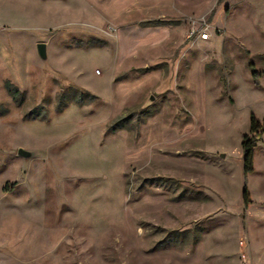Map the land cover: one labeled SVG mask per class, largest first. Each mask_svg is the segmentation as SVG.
Returning <instances> with one entry per match:
<instances>
[{"label": "rangeland", "instance_id": "374dc122", "mask_svg": "<svg viewBox=\"0 0 264 264\" xmlns=\"http://www.w3.org/2000/svg\"><path fill=\"white\" fill-rule=\"evenodd\" d=\"M252 117L264 0H0V264H264Z\"/></svg>", "mask_w": 264, "mask_h": 264}, {"label": "trees", "instance_id": "16d2710c", "mask_svg": "<svg viewBox=\"0 0 264 264\" xmlns=\"http://www.w3.org/2000/svg\"><path fill=\"white\" fill-rule=\"evenodd\" d=\"M8 94H12L16 91L14 89H7ZM264 134V120L262 124H260L253 117L250 121V129L249 135H244L241 141V148L243 151V174L245 177L253 172V157H254V149L259 141L262 139V135ZM243 201L245 206L248 203V191L247 189L243 192Z\"/></svg>", "mask_w": 264, "mask_h": 264}, {"label": "water", "instance_id": "95a60500", "mask_svg": "<svg viewBox=\"0 0 264 264\" xmlns=\"http://www.w3.org/2000/svg\"><path fill=\"white\" fill-rule=\"evenodd\" d=\"M36 48H37V53H38L39 58L41 60H45L46 59V46H45V44L39 43V44H37ZM17 155L21 158H24V159H28L32 156L31 153L26 152L22 149L18 150Z\"/></svg>", "mask_w": 264, "mask_h": 264}, {"label": "built area", "instance_id": "2783aa9c", "mask_svg": "<svg viewBox=\"0 0 264 264\" xmlns=\"http://www.w3.org/2000/svg\"><path fill=\"white\" fill-rule=\"evenodd\" d=\"M200 38L201 39H207L208 38V34L203 32L202 34H200Z\"/></svg>", "mask_w": 264, "mask_h": 264}, {"label": "crops", "instance_id": "0c3cea01", "mask_svg": "<svg viewBox=\"0 0 264 264\" xmlns=\"http://www.w3.org/2000/svg\"><path fill=\"white\" fill-rule=\"evenodd\" d=\"M250 175V174H249ZM248 176V175H247Z\"/></svg>", "mask_w": 264, "mask_h": 264}]
</instances>
